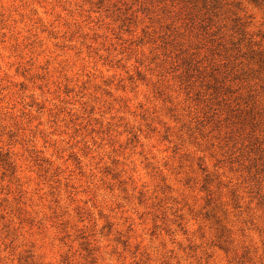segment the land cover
Segmentation results:
<instances>
[{"label": "rangeland", "instance_id": "obj_1", "mask_svg": "<svg viewBox=\"0 0 264 264\" xmlns=\"http://www.w3.org/2000/svg\"><path fill=\"white\" fill-rule=\"evenodd\" d=\"M0 264H264V0H0Z\"/></svg>", "mask_w": 264, "mask_h": 264}]
</instances>
